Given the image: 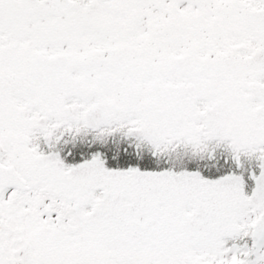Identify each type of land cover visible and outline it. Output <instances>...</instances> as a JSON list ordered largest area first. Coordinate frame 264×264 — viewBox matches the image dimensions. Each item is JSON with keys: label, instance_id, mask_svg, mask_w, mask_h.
Instances as JSON below:
<instances>
[{"label": "snow or ice", "instance_id": "snow-or-ice-1", "mask_svg": "<svg viewBox=\"0 0 264 264\" xmlns=\"http://www.w3.org/2000/svg\"><path fill=\"white\" fill-rule=\"evenodd\" d=\"M0 264H264V0H0Z\"/></svg>", "mask_w": 264, "mask_h": 264}]
</instances>
